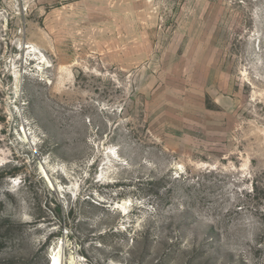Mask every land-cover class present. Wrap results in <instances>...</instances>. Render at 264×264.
I'll return each instance as SVG.
<instances>
[{
    "label": "rangeland",
    "instance_id": "rangeland-1",
    "mask_svg": "<svg viewBox=\"0 0 264 264\" xmlns=\"http://www.w3.org/2000/svg\"><path fill=\"white\" fill-rule=\"evenodd\" d=\"M57 257L264 264V0H0V264Z\"/></svg>",
    "mask_w": 264,
    "mask_h": 264
},
{
    "label": "water",
    "instance_id": "water-1",
    "mask_svg": "<svg viewBox=\"0 0 264 264\" xmlns=\"http://www.w3.org/2000/svg\"><path fill=\"white\" fill-rule=\"evenodd\" d=\"M60 249H61V251L64 249V244L63 243H61Z\"/></svg>",
    "mask_w": 264,
    "mask_h": 264
},
{
    "label": "bare ground",
    "instance_id": "bare-ground-1",
    "mask_svg": "<svg viewBox=\"0 0 264 264\" xmlns=\"http://www.w3.org/2000/svg\"><path fill=\"white\" fill-rule=\"evenodd\" d=\"M55 264H59V257L56 258Z\"/></svg>",
    "mask_w": 264,
    "mask_h": 264
}]
</instances>
